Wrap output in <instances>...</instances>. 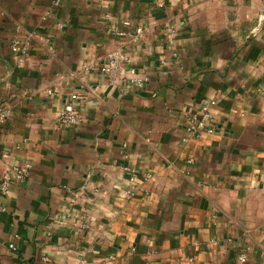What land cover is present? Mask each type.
Here are the masks:
<instances>
[{"label":"crops","instance_id":"1","mask_svg":"<svg viewBox=\"0 0 264 264\" xmlns=\"http://www.w3.org/2000/svg\"><path fill=\"white\" fill-rule=\"evenodd\" d=\"M206 100L215 130L191 136ZM0 103V264H264V0H0ZM125 168L153 175L131 199Z\"/></svg>","mask_w":264,"mask_h":264},{"label":"built area","instance_id":"2","mask_svg":"<svg viewBox=\"0 0 264 264\" xmlns=\"http://www.w3.org/2000/svg\"><path fill=\"white\" fill-rule=\"evenodd\" d=\"M159 6H163V0H155ZM64 0H54V7H60ZM108 18H111L110 15H107ZM122 25L130 29L129 32H119V35H127L132 37L135 40L142 39L144 37L145 28L142 26H136L132 28L131 20H124ZM33 34H24L21 28H17L15 31V35L12 39L11 43V51L13 55L14 62L16 66L23 67L28 64L30 60L31 53L33 51ZM49 42V41H47ZM130 58L121 53L116 52L108 55L106 62L100 68V71L104 74H117L122 72V70L130 64ZM53 90H49L48 94L53 95ZM216 104L215 101H204L201 105L188 113L186 115L185 128L189 135L201 137L204 133H213L215 130V118L211 112V107ZM13 110L11 107L6 104L0 103V126L5 124L11 116H13ZM81 122V115L77 108L74 105L66 106L64 109L60 111L57 118V126L58 127H68L73 128L77 126ZM126 171L130 173V187L126 191V197L128 199L133 198L139 187L136 186V183L141 177L142 183H147L153 179V175L151 173H144L139 176L136 170H131L129 168H125ZM28 173L26 170H16L15 175L11 174V171H7L4 174V178L1 182V191L3 193H8L12 182H23L27 177ZM113 256L110 257V260H114ZM239 261L244 263L247 261L245 255H241L239 257Z\"/></svg>","mask_w":264,"mask_h":264}]
</instances>
